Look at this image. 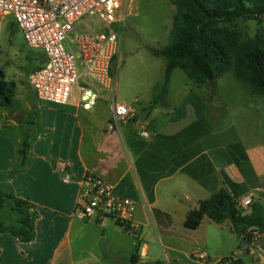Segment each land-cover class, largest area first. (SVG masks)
<instances>
[{
  "label": "crops",
  "instance_id": "1",
  "mask_svg": "<svg viewBox=\"0 0 264 264\" xmlns=\"http://www.w3.org/2000/svg\"><path fill=\"white\" fill-rule=\"evenodd\" d=\"M171 12L174 19L177 8ZM92 86L99 99L90 111L75 98L60 107L39 102L33 92L40 105V132L24 161L13 159L10 150L9 162L17 169L0 177V187L34 205L36 239L22 243L11 234L0 235V264H200L195 256L201 252L214 259L235 255L238 264H264V234L252 248L230 223L219 226L205 218L196 230L185 226L188 214L222 188L264 205V150L254 143L258 130L245 137L235 134L225 147L216 131L229 123H216L207 113L216 97L174 92L172 79L158 105L154 92L144 105L138 99L130 105L117 102L135 113V122H118L110 130L112 95ZM143 124L148 139L141 136ZM58 162L68 164L70 184L55 170ZM87 174L137 204L138 236L110 219L88 220L78 212L80 183ZM171 181L162 201L161 185ZM1 220L9 224L17 216L7 207ZM102 243L115 261L105 255Z\"/></svg>",
  "mask_w": 264,
  "mask_h": 264
},
{
  "label": "built area",
  "instance_id": "2",
  "mask_svg": "<svg viewBox=\"0 0 264 264\" xmlns=\"http://www.w3.org/2000/svg\"><path fill=\"white\" fill-rule=\"evenodd\" d=\"M132 0H0V51L3 25L11 19L23 34L26 46L40 50L46 62L29 75V86L37 100L55 106H67L77 99L85 111L92 110L99 99L93 84L112 95V118L109 129L118 122H135V113L125 104L116 102V83L111 65L121 47L115 28L125 27L132 13ZM83 81V82H82ZM89 82L92 83L89 85ZM141 136L148 139L145 125ZM62 181H72L69 166L55 163ZM77 210L86 219H110L124 231L138 236L140 226L134 217L137 204L117 196L114 187L103 179L87 174L80 183ZM240 211L249 210L251 197L236 201ZM248 244L256 248L262 234L254 233ZM200 264H238L235 255L210 258L196 254Z\"/></svg>",
  "mask_w": 264,
  "mask_h": 264
},
{
  "label": "rangeland",
  "instance_id": "3",
  "mask_svg": "<svg viewBox=\"0 0 264 264\" xmlns=\"http://www.w3.org/2000/svg\"><path fill=\"white\" fill-rule=\"evenodd\" d=\"M131 8L133 14L128 16L124 29L123 26L114 29L121 38V47L111 65V72L116 83V102L130 105L138 99L144 105L153 92L158 94L159 87L164 83L167 62L164 58L156 57L150 49L161 51L172 43L171 9L176 8L168 0H132ZM12 23L8 19L3 25L0 70L7 81L16 83L17 95L13 108L0 109V177L15 168L9 162L10 150L13 159L24 161L22 143L32 145L40 132V105L35 101L28 79L45 57L42 51L26 46L22 32ZM229 28L238 34L241 41H251L264 47V23L240 20ZM172 87L174 92L201 91L216 97L219 113L215 109V101L209 105L207 113L216 123L219 120L224 124L229 123L226 128L220 126V130L217 128L216 131L225 147L228 143L224 141L232 139L235 134L245 137L258 130V135L256 132L254 134V143H259L264 150V96L246 89L232 71L201 85L189 80L183 70L177 69L172 78ZM231 122L233 125H230ZM173 183L164 182L161 185L162 201L164 191Z\"/></svg>",
  "mask_w": 264,
  "mask_h": 264
},
{
  "label": "trees",
  "instance_id": "4",
  "mask_svg": "<svg viewBox=\"0 0 264 264\" xmlns=\"http://www.w3.org/2000/svg\"><path fill=\"white\" fill-rule=\"evenodd\" d=\"M168 1L177 8L172 43L161 51L150 49L167 62L164 83L154 97V105L165 100L176 69L183 70L191 81L199 84L210 83L232 71L246 89L264 96V47L241 41L229 28L240 20L264 23V0ZM16 95V83L7 81L0 70V109L13 108ZM22 147L26 158L29 145L23 142ZM237 200L234 190L222 188L188 214L186 228L198 229L205 218L219 226L230 223L231 230L250 243L254 233L264 234V205L253 202L250 212L245 213L237 208ZM7 207L17 216L9 224L1 220V212ZM36 219L34 205L17 198L10 188L0 187V235L11 234L22 243H32L36 239ZM101 247L111 258L103 243Z\"/></svg>",
  "mask_w": 264,
  "mask_h": 264
}]
</instances>
